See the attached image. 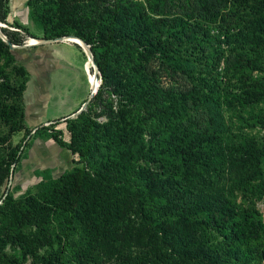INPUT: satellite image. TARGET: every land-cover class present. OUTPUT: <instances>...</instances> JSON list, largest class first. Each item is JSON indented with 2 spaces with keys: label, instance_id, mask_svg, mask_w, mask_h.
Masks as SVG:
<instances>
[{
  "label": "trees",
  "instance_id": "obj_1",
  "mask_svg": "<svg viewBox=\"0 0 264 264\" xmlns=\"http://www.w3.org/2000/svg\"><path fill=\"white\" fill-rule=\"evenodd\" d=\"M9 2L0 0V23ZM26 7L39 35L15 22L7 39L77 37L101 82L65 120L69 141L55 123L35 131H50L75 166L6 194L32 130L29 73L0 39V264H264V136L235 134L223 115L264 129V108L243 118L264 105V0Z\"/></svg>",
  "mask_w": 264,
  "mask_h": 264
},
{
  "label": "rangeland",
  "instance_id": "obj_2",
  "mask_svg": "<svg viewBox=\"0 0 264 264\" xmlns=\"http://www.w3.org/2000/svg\"><path fill=\"white\" fill-rule=\"evenodd\" d=\"M27 1L10 0L8 24L5 25L8 29L17 31L13 23L19 22L39 35L37 27L29 18ZM13 54L29 73L23 95L25 126L33 131L49 127L55 122L56 129L62 131L63 140L69 141L64 119L69 113L80 109L91 91L89 77L93 76L94 69L90 64L87 70L88 61L84 52L70 41L19 48ZM97 82L100 85L99 75ZM262 108L264 105L261 104L256 109H249L243 118H256ZM223 115L235 134L247 133L259 139L264 136V129L257 119H250L248 126L239 127L242 120L236 113L224 111ZM35 131L26 141L29 143L28 147L13 174L9 191L15 197L21 196L29 187L42 180L55 179L70 171L75 166L74 160L78 159L68 149L53 142L49 137L50 131L40 134H35ZM23 137L24 132L16 134L14 144H18ZM257 207L264 220V199L257 203Z\"/></svg>",
  "mask_w": 264,
  "mask_h": 264
},
{
  "label": "water",
  "instance_id": "obj_3",
  "mask_svg": "<svg viewBox=\"0 0 264 264\" xmlns=\"http://www.w3.org/2000/svg\"><path fill=\"white\" fill-rule=\"evenodd\" d=\"M3 28H7V27H6L5 24L0 23V39L9 46L11 51H15L16 49H19V48H26V47H32V46H37V45H47V44H54V43L70 42L69 40H77V42H72V43L78 45L83 50V52H84V54H85V56L87 58V61L90 62L91 65L93 66V69H94L93 77L97 81L98 75H99L98 67L95 64V61H94L93 54H92L90 46L88 44H86L83 40H81V39H79L77 37H74V36H62V37H58V38H54V39H43V38L35 39V38L28 37L29 39H28L27 43L25 42L23 45L19 46V45L12 44L7 39V37L2 32ZM33 41H34V43H32ZM98 88H99V84L98 83L93 88L91 86V91L89 93V96L87 97L85 102L82 104L80 109H78L76 112H74L73 114H71L68 117H66V119L75 118L77 115H79L81 112H83L87 108V106L89 105V103L92 100V98L97 93ZM66 119H64V120H66ZM54 123L52 122L51 124H54ZM35 130L36 129H34L30 133V135L32 133H34ZM30 135H29V137H30ZM24 145H25V142L23 143V146L21 147V150L24 148ZM13 167H12V171H11V174H10V177H9V180H8V184H7V187H6V191H5L6 194L9 192V188H10L11 182L13 180Z\"/></svg>",
  "mask_w": 264,
  "mask_h": 264
},
{
  "label": "bare ground",
  "instance_id": "obj_4",
  "mask_svg": "<svg viewBox=\"0 0 264 264\" xmlns=\"http://www.w3.org/2000/svg\"><path fill=\"white\" fill-rule=\"evenodd\" d=\"M69 41H71V42H77V40H69ZM32 43H34V41L32 42ZM87 70H88V66L91 64L90 62H87ZM90 75V74H89ZM89 80H90V86H92V88L98 83L95 79H94V77L93 76H90L89 77Z\"/></svg>",
  "mask_w": 264,
  "mask_h": 264
},
{
  "label": "crops",
  "instance_id": "obj_5",
  "mask_svg": "<svg viewBox=\"0 0 264 264\" xmlns=\"http://www.w3.org/2000/svg\"><path fill=\"white\" fill-rule=\"evenodd\" d=\"M74 112H71V113H69L68 115H67V117L69 116V115H71V114H73ZM66 118V117H65ZM30 138V137H29ZM29 138H27V140L29 139ZM26 140V141H27ZM26 141H25V143H26ZM53 141V140H52ZM54 142V141H53Z\"/></svg>",
  "mask_w": 264,
  "mask_h": 264
}]
</instances>
